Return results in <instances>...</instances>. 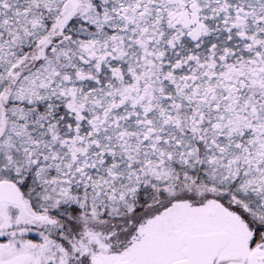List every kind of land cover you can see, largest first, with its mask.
Wrapping results in <instances>:
<instances>
[{"label": "snow or ice", "instance_id": "6c2138e0", "mask_svg": "<svg viewBox=\"0 0 264 264\" xmlns=\"http://www.w3.org/2000/svg\"><path fill=\"white\" fill-rule=\"evenodd\" d=\"M0 264H264V0H0Z\"/></svg>", "mask_w": 264, "mask_h": 264}]
</instances>
